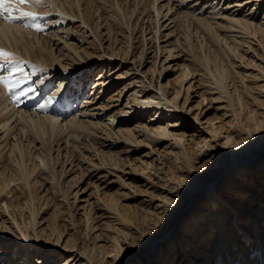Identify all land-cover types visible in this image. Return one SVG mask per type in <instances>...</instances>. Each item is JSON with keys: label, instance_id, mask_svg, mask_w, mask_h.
I'll list each match as a JSON object with an SVG mask.
<instances>
[{"label": "bare ground", "instance_id": "6f19581e", "mask_svg": "<svg viewBox=\"0 0 264 264\" xmlns=\"http://www.w3.org/2000/svg\"><path fill=\"white\" fill-rule=\"evenodd\" d=\"M253 1L257 2L256 6L259 8L261 4L264 5V0H244L241 3H237L239 2L237 1L233 3L232 6L231 0L226 7L221 6L223 0H45V3L41 5H36L34 3H30L27 6L15 5L14 7L19 10L32 11L42 16L44 19H42L40 23L44 25L46 30L43 33H38L30 28L23 27V20L9 23L3 18H0V47L4 48L5 51L14 53L17 59L26 61L24 64V71L28 80H22L21 88L27 90L29 87L39 86L35 93H28L27 96L20 95L18 101L13 100L11 96L7 94V91L0 86V135H2L0 138L6 139V143L10 144L8 148H5L6 144L1 145L4 146V148L0 146V162L5 154L6 156L9 155V152L11 154V167L0 172V195L16 192L17 189L11 191V188L8 192L7 190L11 186L15 187L18 185L20 188H23L24 194L27 192L32 194V187L37 180L36 176L34 177L37 168L44 171L47 170L48 173H50L55 169V163H61L64 167L65 162L69 160L66 159L60 162V151L56 157H52L53 142L65 138L62 144H65L66 156L68 152L77 151L82 145L86 146L84 142L79 141V132L86 136H84L86 141L91 139V137H96V132L89 129L91 126L98 129L101 127V131L106 133V139H111L110 134H115L113 128L118 127V131L121 132L122 127L129 125L130 119H139L144 115H150V118L146 120L148 124L144 126V124L140 125V122H138L135 125L138 129L143 130V141L148 143L147 146L149 143L155 142L157 136H160L163 140L173 137L176 138L177 141H182L184 143V139L181 137L178 138L179 135H175L170 129H177L178 125H184L182 120L185 118V111L184 106L182 107L179 105V99L184 88V82L188 78L193 77V71L190 70L188 65H180L181 73L178 75L177 79L181 84L179 88L174 87V92L171 94L167 88L170 83L164 86V84L160 82L158 86L155 87V85H157L155 84V75L161 78L163 73L167 70L174 72L179 70L178 68H174V65H171V63L165 66L164 62L157 68L158 57L156 56L155 62L147 70L149 72H141L139 69L136 70V76L140 79L139 82L141 84L139 85L140 89H136L134 92L132 91L129 96L130 99L127 104H131L129 106L130 110L127 112L123 110L117 111L115 114L109 115L106 111V106L98 104L95 98L100 96L99 98L102 100L103 94L107 93L109 90L106 89V87L110 81L106 80L109 75H111V71L105 73V70L108 68L107 65L104 66L97 63L91 64L94 62V59L90 57L92 54L86 51L84 45H86V43L89 45L98 44L100 47L99 50L104 53V55H101L98 59L103 61L114 60L105 52L107 48L103 47L105 42L102 43V37L108 36L107 32H103L104 29H107L108 32L111 33L112 24L117 25L118 28L123 29L127 33L129 48L126 49L125 54L129 57L130 49H134L132 33L135 31L134 28L139 24V28L142 29L140 30L142 31L143 37V50L138 57L142 59L144 56V50L149 40H153L157 55L161 54L162 56L165 49L163 48V50H161V38H172L178 27L185 26L188 29L191 28L189 20L185 21V19H191L197 26H210L212 23L208 24V20L222 19L224 22L226 21L231 25H235L233 28L229 29L230 33L225 35V38L227 37L231 41L230 43L238 45L242 40H244L242 41L243 43H250V40L253 38L256 40L257 45L261 44L263 46V53L254 54V59L256 58L259 62L252 59L249 63L250 66L246 67V70L241 69L237 71L234 67H229L231 70V72H229L227 67H220V69H218L219 71L217 70L218 73H216L217 77L214 78L215 86L213 85V87L209 85L210 83L206 85L204 82L205 88L204 91L200 93L201 101H199L198 105L205 103L208 98H211L212 102L221 103L220 106L216 108V110L219 109L221 113V120L220 118L214 120V118L201 122L198 116L191 117L192 120H196L198 125L205 123V126L202 127L199 133H197V129L194 130L189 138L190 142L194 144L197 150V156L204 155L205 150L201 149L202 146L209 148L211 151H214L215 148H219V150H217L218 153H216L217 156H215L210 163L205 162V164H203L206 166L205 171L200 174L197 171L198 169L192 164L191 152L185 147L183 151L182 148V157L187 158L186 161L178 167L179 172L182 174L178 177L176 182L171 183L173 185L168 182L169 185L166 184L168 185L166 188L159 186L161 189L165 190L166 194L154 196L152 202L156 205V210H149L144 213V216L141 217V220L137 223L138 228L144 226L148 227L147 229L153 230L151 232L142 231L139 234L141 241L146 243L142 250H139L143 252V254H147L148 251H150L153 258L157 247L163 242L167 240L168 242H166L168 244L172 243V240L168 239L171 232H173V229L176 227V224H179L181 219H183L181 216L187 206L174 202L175 200H173V198L177 197L178 194L186 193V197L189 198L187 204H191V206L195 207L197 203L196 199L201 200L204 198L206 200L207 196L209 197L210 194L214 201V203H212L213 205L218 203L217 195H219V198L220 196L227 195L231 190H236L238 198L235 196L230 201V207L233 212H235L234 217L242 218L244 216V219L246 217L249 220V224L247 223V225L240 224L239 227H243V231H241V229L239 231L233 229L231 225L233 219L231 215H233V213L227 215L215 209V214H217L216 219H210L208 224H204V227H197L194 230H190L188 234L186 233V229L182 230V232L176 236L179 237V245L175 244L180 248L184 246L190 247L186 255L187 260L184 264H229V258L232 256V259L236 260L235 264H249L254 259H257L256 264H264V250H262L264 249V226L263 228L261 227L264 223V183L261 182V178L256 177L260 172V167L264 169V25L262 23L255 24L253 21L250 22L247 19L242 20L237 18L238 9H234L237 6L242 7ZM191 4H193V6L187 8L188 11H185L184 9L186 6ZM201 6L203 7L200 9ZM218 6L220 7L218 8ZM230 8L234 9L233 12L228 10L233 16L227 17L223 11ZM198 9H200L199 14H196ZM205 11L208 13L207 16H205ZM146 19V23L148 24L146 29L149 31L144 35ZM168 29L172 30L167 34H163V31ZM184 35L189 38V31L184 32ZM180 37L181 36L176 38V45L178 48L180 47V43L178 42ZM109 38H111V36ZM71 39L76 41L70 42ZM109 42V45L115 43ZM119 43L122 44L125 42ZM238 46H234L236 48L234 49L235 53L239 50ZM57 48L59 49L57 50ZM240 49L241 51L243 50L241 46ZM228 50L229 48L227 51ZM56 51H66L72 63H62ZM230 51L231 49L229 52ZM241 51L239 50L238 52ZM165 53H167V58L164 59V61L167 63V61L172 58V49L166 50ZM236 56L234 55V57ZM76 59L80 61L79 66H71V64H78L76 63ZM220 62H222L223 66V61L220 60ZM98 69L102 72L98 74L99 76L96 79H93V71ZM118 69L119 68H117V70ZM214 70L215 69L212 71ZM214 76L215 74L210 77ZM29 77L34 78L35 81L32 79L30 80ZM17 78L22 79L20 77ZM57 79L61 80L62 85L58 84L57 86V84H55L57 87L54 89L45 87L46 85H52L53 81L55 80L56 82ZM66 80L67 82L65 83ZM197 83L199 84V82ZM73 86L75 87L72 93L74 94L78 91L76 98H79L81 93L82 96L87 93L81 108L76 110L75 107L71 105L70 109L72 112L64 116L63 119L58 117L60 114L57 113V111L47 114L46 108H51L50 106L53 105L52 102H48V98L53 97V99H58L61 95L66 96L68 95V93H65L66 89L71 93ZM43 87L45 90H51V96L47 94L41 96L39 92ZM85 87L91 90L89 94L88 89L83 92L82 88ZM191 90H193L191 85H189L187 89L185 88L186 99L184 103L187 102L188 94ZM19 92V88L16 89V93ZM16 93H13V95ZM40 104H46L47 106L41 109L39 107ZM73 109L75 110L73 111ZM67 112L69 111L66 110L64 114ZM163 112L175 116L179 115L183 118H180L179 124L165 119L164 127H162L160 125L161 122H158V120L164 116ZM127 113L129 114L127 115ZM71 114L72 116L70 117ZM105 114H107V117H105ZM186 115L188 116V113H186ZM75 130H78L77 134H70V131ZM146 130H148V132ZM87 137L89 139H87ZM10 139H13L14 142H11ZM163 140L158 144H162ZM23 142L26 143L24 147L21 146ZM130 142H132V140H130ZM210 142H215V145L211 146L213 144ZM76 143H80V145ZM46 144H49V146L45 147ZM88 144H90V142H88ZM114 144L115 142L103 145L107 148L115 146ZM201 144L203 145L201 146ZM138 145L140 146L138 140L133 142V146L131 149H127V152H133L132 148L134 146L139 147ZM183 145L185 146V144ZM86 147L85 151L89 152L88 149L86 150ZM91 148L92 151L89 152L88 157L84 156L82 153L80 154V161L82 159L85 161L84 163H87L92 154L100 156V154L103 153L101 151L97 153L94 147ZM152 152H154V150H152ZM63 155L62 153V156ZM112 155L113 153H109L105 158L111 157ZM65 156L63 158H65ZM111 161H113L112 158ZM259 162L263 164L259 166ZM232 163L234 165L230 166ZM242 163H244V165H242ZM29 164H31V166H29ZM109 164L112 163L110 162ZM70 165L73 167V164ZM113 165L116 166V168L114 167L112 169L120 170L116 161ZM72 167L66 171L70 172L73 169ZM238 168L240 170L246 169L245 173L248 174L246 181L241 179L243 181L240 180L239 182L238 175L236 176L235 174ZM227 171H231L232 173H230L232 176L223 184H225L224 186L227 185V188L230 187L232 189L228 192H225V189L222 192L220 190L217 192L218 194H215V192L211 193L212 189L217 185V179L223 176ZM56 173L58 172L56 171ZM147 173L148 169L143 167V165H139L135 167L133 171H126L124 174L130 175L128 178L134 177V179H143L145 177L143 175ZM252 174L255 175L253 180H251ZM53 175L55 174H52V176ZM201 176L204 178L203 181ZM55 179L56 178H54V180ZM82 179L83 177L80 176L79 180ZM254 180L255 183L253 182ZM260 182V187L263 186V189H260L257 185V183ZM148 183L149 188L156 186L154 182L148 181ZM184 185H186V188L183 187ZM243 191H248L249 193L245 199H243V195H241ZM78 192L79 190L76 191L77 194H79ZM198 194H202V197L197 198ZM31 196L28 199H30ZM67 196L68 195H65L66 199ZM254 198L255 203L250 207L251 201L249 202V200H253ZM31 201H33V197ZM81 201L84 202L85 200ZM27 202H29V200ZM24 204L26 205V202ZM24 204L9 206L7 203H4L2 206L3 213L8 217V220H3L0 226L4 228L5 223L10 222V226L18 231L19 236L16 237L15 241L11 244H4L5 247L1 245L0 262H2L0 264H4L3 261L7 260L15 250H23V256L20 255L22 257L18 260L17 264H50L53 259L58 257L56 256L58 253L62 254L63 251H67L66 247L71 245V239L69 240L70 237L67 238L62 248V245H60L61 247L58 246L63 238V234L61 233V235L55 237L52 236L53 234H48V236H50L48 239L50 240H43L45 244L42 247L38 244L34 246L35 241H41L39 238L40 231L43 232V235H46L52 231L55 233L58 230L61 231V227L58 226L54 219L53 224H50L51 228L49 232H45V228L38 231L40 226V222L38 221L39 211H36L35 208L30 209L28 207L27 209L28 205L24 207L22 206ZM14 207H17L20 213H16L17 210ZM121 217L123 219L120 217L113 218L120 222L123 220L121 223L128 226L133 225V220H131L130 217L128 218L124 215H121ZM135 217H137V214ZM148 219L149 222H147ZM91 220L93 221L94 219H88L86 231L88 230L87 228L91 227V229L94 230L97 227L94 224L92 225ZM136 220H138V218ZM209 227L214 228V231L209 230ZM91 229H89V232ZM6 231L9 230H3L4 233ZM201 235H203L202 241L198 242ZM2 236L5 237V239L8 238L5 235ZM208 239H210V241ZM213 239L215 240L213 241ZM52 240H54V244ZM18 241L22 242L20 249L16 246ZM253 241L256 242V245H253ZM1 243L3 244V241ZM260 243L262 249L259 253L256 249L259 247ZM72 245L75 246L73 243ZM95 246L97 247V245ZM46 247L48 248L47 250H45ZM102 247L104 246L99 245L98 248ZM61 248L63 249L62 251L60 250ZM248 248H251L250 254H247L250 252ZM54 250L57 251L54 252ZM92 250L93 247L85 249L84 251L75 250V254L68 257L62 264H72L75 260L76 262H74V264H112V258H117V254L114 253L113 250L103 248L105 253L103 259L94 261ZM181 251L183 254V251L186 252V249ZM36 252L38 256L35 255ZM243 255H246V257L243 258ZM162 256V260L165 261L169 257V253L166 252ZM46 257H51V259L46 261ZM124 259L125 257L119 259V261L122 262ZM156 259L158 260V258ZM19 261L22 262L19 263ZM124 264L129 263L127 262Z\"/></svg>", "mask_w": 264, "mask_h": 264}, {"label": "rangeland", "instance_id": "374dc122", "mask_svg": "<svg viewBox=\"0 0 264 264\" xmlns=\"http://www.w3.org/2000/svg\"><path fill=\"white\" fill-rule=\"evenodd\" d=\"M242 1L244 0H232L231 6L233 5V3L236 2L241 3ZM230 2L231 0H223V2H221V6L226 7V5L229 4ZM256 3L257 2L253 1L246 5H243L242 7L241 6L235 7L234 9H238L237 11L238 16L236 17L242 20L247 19L250 22L253 21L255 24L262 23L264 25L263 23L264 5L261 4L259 8L256 6ZM191 6H193V4L186 6L184 10L188 11L187 8H190ZM202 7L203 6H201L200 9ZM219 7L220 6H218V8ZM200 9L196 11V14H199ZM234 9L230 8L223 12H225L224 14L227 15V17H232L233 15L230 12H233ZM228 10L231 11L229 12ZM207 15L208 13H206L205 11V16ZM186 20H189L191 28L188 29L185 26L178 27L172 38L169 39L166 37L161 38L160 41V46L162 47L161 50H163V48L165 49L164 53H162V56L161 54L157 55L156 47H154L153 40H149L144 50V56L142 57V59L138 57L140 52L143 50V40H142L143 37L141 31L142 29L139 28L138 23H137L138 24L137 27H135L136 29L134 28L135 25L133 26L135 30L132 33V41H133L132 43L134 49L132 48L130 49L131 51L129 57H127L125 54L126 49L129 48L128 37L126 35L127 33L123 29L118 28L117 25L112 24L111 33H109L107 29H104L103 32H107L108 36H104L105 38L102 37L103 39L102 43L105 42L103 47L107 48L105 52L108 53L109 56L112 57L114 60L103 61L98 59L101 55H104L103 51L101 52L99 50L100 47L98 44L89 45L86 43V45H84V47H86V51L94 55V56L90 55V57L94 59V62L91 64L97 63L104 66L107 65L109 69L107 68L105 70V73L106 72L109 73L111 71L110 72L111 75H109L108 79L106 80V81H110V83L106 87V89L109 90L107 91V93L103 94L102 100L101 98H99L100 96L95 98V100L98 101V104H102L103 106H106V111L108 112L109 115L115 114L117 111L123 110L127 112L130 110L129 106L131 104L130 103L127 104L128 100L130 99L129 96L131 95L132 91L134 92V90L136 89L139 90L140 89L139 85L141 84L139 82L140 79L138 78V76H136L137 74L136 70L139 69L141 70V72H149L147 70L155 62L156 56L158 57L157 68H159V65H161L162 62H164L165 66L166 64L171 63V65H174V68H178L179 70L176 72L167 70L163 73V76L161 78L155 75V81H156L155 84H157L155 85V87H157L160 82H162L164 86H167L170 83V85L167 88L169 89V92L171 94H173L174 92L173 88L174 87L179 88L181 84V82L179 83L177 79L178 75L181 73L180 65H188L190 70L193 71L192 72L193 77L188 78L184 82V88L181 92L179 99V105L182 107L184 106L185 118L179 115L175 116L163 112L164 116H162L161 119L158 120V122H161L160 125L164 127L165 119H168V121L171 122L178 123L180 118L181 119L183 118L182 122H184V125H178L177 129L171 128L170 130L173 131L175 135H179L178 138L181 137L182 139H184V143L182 141L181 142L177 141L176 138L173 137L165 138L163 140L160 138V136H157L156 141L153 143H149V145L147 146L148 143L146 141H143L144 140V137L142 136L143 130L138 129L135 125L136 123L140 122V125L144 124L145 126V124H148L146 120L150 118V115H144L142 118L139 119L137 118L130 119L129 125L122 127L121 132L118 131L119 130L118 127L113 128L115 130V134H110L111 139H106V133H104V131H101L102 130L101 127L98 129L91 126L89 129L91 131L96 132V137L93 138L91 137V139L87 137V139L89 140L86 141L84 139L86 136L81 132L78 133L79 141L84 142L88 148L85 145H82L80 146L79 149H77V151L76 150L73 152L71 151V153L68 152L67 155L65 156L66 148H65V144H62L65 138L53 142L54 145L52 150L53 151L52 157H56V155L60 151L61 153L59 157L60 162H63L66 159L69 160L65 162L64 167L63 165H61V163L60 164L55 163V169H53V171L55 172L52 171L53 173L52 172L48 173L47 170L44 171L41 170L40 168H37L36 169L37 171L35 170V174H34V177L36 176L37 180L32 187V192H33L32 194L29 192L24 194L23 188H20L18 185L15 187L11 186L7 190L8 192L10 191L11 188H12L11 191L17 189L16 192L0 195V223L3 220H8V217L4 215L2 209L4 203H7L9 206H18L26 202V205L24 204L22 206L26 207L28 205L27 209L29 207L30 209L35 208L36 211H39L38 221L40 222L39 223L40 226L38 231H40L42 228H45V232H49L51 228L50 224H53L54 219L56 220L58 226L61 227L60 229L61 231L58 230L56 233L52 231L50 233H47L46 235H43V232L40 231L39 238L41 239V241L39 242L35 241L34 246L38 244L40 245V247H42L45 244V241L43 240H46L50 237L48 236V234H53L52 236L55 237L61 235L62 233L63 238L60 241L58 247H61L60 245H62L63 248L66 243V239L70 237L69 238V240L71 239L70 242L75 244V246H73L72 243L71 245H68L66 247L67 251H63L62 254L58 253L56 255L58 257L53 259L50 264H62L63 262H65V260L68 257L75 254V250L84 251L85 249H90L92 247H93L92 252L95 259L94 261L102 260L103 256H105L103 248L105 249L108 248L113 250V252L117 254L116 259L112 258L113 261L112 264H116V263L124 264L127 262L129 264H153V262L154 264H162V263L184 264L187 260L186 255L189 252L190 247L184 246L180 248L179 246H176V244L179 245L178 243L179 237L176 236L179 235L180 232H182V230L186 229V233L188 234L190 230H194L197 227L199 228L204 227V224L206 223L208 224L210 219L212 220L216 219L217 214H215L214 211L215 209H218L220 212L225 213L227 215H231V213H233V215H231V217L233 218L231 221V225L233 229H236L238 231L241 229V231H243V227H239L240 224L247 225L249 220L246 217L244 219V216L242 218L234 217L235 212H233L232 208L230 207V201L235 196L238 198V193L236 190H231L230 192H228L232 188L230 187L227 188L228 186L227 185L224 186L225 184H223L227 179L230 178V176H232L231 174L232 172L230 171L231 172L230 173L228 172L229 171L228 170L223 176L217 179L218 180L217 185L211 191V193L215 192L216 194L218 191L221 190L222 192L225 189V192L226 191L228 192L227 195L220 196L219 198H218L219 195H217L218 203L212 205L214 201L212 200L209 194V197L207 196L206 200L204 198H202L201 200L196 199L197 203L195 204V207H193L191 206V204H187L189 198L186 197V193L178 194L177 197L173 198V200H175L174 202H176L177 204L181 203L187 206L181 216V218L183 217V219L179 218L181 219V222L179 224H176V227L173 229V232H171L172 236L170 235L168 239V240L171 239L172 243L168 244L167 240H166L167 242L166 241L163 242L159 247H157L156 253L153 258L150 251H148L147 254H143V252H140V250H142L143 246L146 243H143V241H141L139 234L142 231L151 232L153 230L147 229L148 227H144V226L142 228H138L137 223L139 220H141V217L144 216V213L148 212L149 210L151 211L156 210L155 209L156 205L153 204L152 198L154 196H162L166 194L165 190L161 189L159 186H161L162 188H166L169 184L176 182V180H178V177L182 174L179 172L178 167L182 165L183 162H185L187 159L185 157H182L183 155L182 148L183 151L185 147L188 149V151L191 152L192 164L195 166V168L198 169L197 171L200 174L204 173L205 171L206 166H204L203 164H205V162L210 163L213 160V158L217 156L216 153H218L217 150H219V148H215L214 151H211L209 150V148L205 146L203 147L202 146L203 144H201L202 146L201 149L205 150L204 155L197 156V150L195 149L194 144L190 142V138H189L190 135L194 132V130L197 129V133H199V131L202 130V127L205 126V123L201 124L202 126L198 125L196 123V120H192L191 117L198 116L201 122L210 119L212 120L214 118H215L214 120H218L217 118H220L221 120V116H220L221 113L219 109L216 110V108H218L221 103L212 102L211 101L212 99L208 98V100L205 103L198 105L199 101H201L200 93H202L205 88L204 82L206 83V85L210 83L209 85L213 87V85L215 86L214 78L217 77L216 73H218L219 71L218 69H220V67H227V70H229V72H231L229 67L231 68L234 67L235 70L237 71H240L241 69L246 70V67L250 66L249 63L252 59L259 62V60H257L256 58L254 59L255 57L254 54L263 53V46L261 44H259L260 46L257 45L256 40L253 38L252 40H250V43L249 42L243 43L242 41L244 40H242L241 43H239L242 45H239L237 43L239 46L236 45L235 43H230L231 41L227 37L225 38V35L229 34L230 33L229 29L233 28L235 25H231L226 21L224 22L222 21V19L208 20L207 21L208 24L212 23L210 26L207 25L197 26L192 22L191 19L187 18L185 19V21ZM139 22L141 21L139 20ZM146 22L147 19L145 21L144 35L146 32L149 31L148 29H146V26L148 25ZM171 30L172 29L165 30L163 31V34H167ZM186 31H189L190 33L189 38L185 36L186 34L184 35V32ZM176 34L177 37L181 36L178 41L180 43L179 48L176 45V38H177ZM110 36L111 38H109ZM75 41L76 40H72V39L70 40V42H75ZM109 41L115 43H113V45L112 44L109 45L110 44ZM119 42H125V43L121 44ZM234 46L235 47L238 46L240 51H241L240 49L241 46L243 50L241 52H238L239 50H237L236 51L237 54H236L234 50L236 48ZM120 47L121 49L119 50ZM227 47L229 48V50L231 49L230 52L229 50L227 51L228 49ZM58 49L59 48H57V50ZM170 49H172V58H170L171 60H168L167 63H165L164 59L167 58V53L165 52L166 50H170ZM57 55L59 56V60L62 63L65 64L72 63L66 51H62V52L58 51ZM234 55L235 56L237 55L236 56L237 58L234 57ZM220 60L223 61V66ZM224 62L226 66L224 65ZM76 63L78 64H71V66L73 67L79 66L80 61L76 59ZM117 68L119 69L117 70ZM213 69L215 70L212 71ZM101 72L102 71H100L99 69L93 71L92 78L96 79L99 76L98 74ZM214 74H215L214 77H210L213 76ZM53 82L55 84L62 85L60 79H57L56 82L54 80ZM66 82L67 80L65 81V83ZM197 82H199V84ZM189 85L193 87V90L189 91L187 98L188 100L186 103H184L186 99L185 88L187 89ZM74 87L75 86L72 87L71 92L73 91ZM90 91L91 90L88 89V94L90 93ZM86 96L87 93L85 94V96L84 95L82 96L81 93L80 97L84 99ZM186 113H188V116L186 115ZM128 114L129 113H127V115ZM105 117H107V114H105ZM146 131L148 132V130ZM77 132L78 130L70 131V134L74 135L77 134ZM1 136L2 135H0V137ZM130 140H132V142H130ZM137 140L139 141L140 146L139 145H138L139 147L134 146L132 148L133 152L128 153L127 149H131V147L133 146V142ZM162 140L163 143L158 144ZM10 141L14 142L13 139H10ZM88 142H90V144H88ZM112 142H115L114 144L115 146L106 148L104 147L105 145H103ZM214 143L215 142L211 143L213 145L211 144L210 145L214 146L215 145ZM3 144H6L5 148H8L10 146V144L6 143V139L0 138V146ZM76 144L80 145V143H76ZM183 144H185V146ZM25 145L26 143L23 142L21 146L24 147ZM47 146H49V144L45 145V147ZM1 147L4 148V146ZM85 147L86 150L88 149L89 152L92 151L91 147H94L95 150H97V153L101 151L106 154L101 153L100 156H96L95 154H92L89 157L87 163H84L85 162L84 160L81 159L80 161V156H81L80 154L82 153L86 157L89 156V152L85 151ZM152 150H154V152H152ZM62 153L64 154L63 156ZM109 153H113V155L111 157L105 158L106 155ZM64 156L65 158H63ZM10 158H11L10 152L9 155L7 156L6 154L4 155L2 161L0 162V172H3L6 168L11 167ZM111 158L113 159V161H111ZM115 161L118 163V166L120 168L119 171L112 169L114 167L116 168V166L113 165ZM110 162L112 164H109ZM69 163L73 164V167ZM262 164H263L262 162H259V166ZM139 165H143V167L148 169V173L143 175L145 176L143 179L141 178L134 179V177L128 178V176L130 175L124 174L126 171L129 172L133 171L134 168ZM232 165L234 164L232 163L230 166ZM242 165H244V163H242ZM29 166H31V164H29ZM71 167L73 169L70 172H67L66 170L70 169ZM56 171L58 173H56ZM245 171L246 169L240 170L239 168L238 170H236L235 174L236 176L238 175L237 177L239 182L241 179L246 181V177H248V174H246ZM259 171L260 172L259 174H257L256 177L261 178V182L264 183V169L260 167ZM52 174H55L57 176L55 175L52 176ZM80 176L83 177L82 180H79ZM254 176L255 175L252 174L251 180H253ZM53 177L56 179L54 180ZM201 178L203 181L204 178L202 176ZM148 181L154 182L156 186L149 188ZM253 182L255 183V180ZM261 182L257 183V185L259 186L260 189H263V186L260 187ZM183 187L186 188V185H184ZM77 190H79L78 192L79 194L76 193ZM248 194H249L248 191H243L241 195H243V199H245L247 198ZM65 195H68L67 199L65 198ZM30 196L31 198L28 199ZM32 197H33V201H31ZM201 197L202 194H198L197 198H201ZM28 200L29 202H27ZM81 200H85V201L82 202ZM250 201H251L250 207H252V205L255 203V198L253 200H249V202ZM30 202L32 203V205ZM14 208H16L17 210L16 213H20L17 207ZM136 214L137 217H135ZM121 215H124L128 218L130 217V219L133 220V225L128 226L124 223H121L123 222V220H121L120 222L119 220L113 218V217L122 218ZM89 218L94 219L93 221L91 220L92 225L94 224L97 227L94 230L91 229V227L87 228L88 230L86 231L85 229L86 226L88 227ZM137 218L138 220H136ZM147 222H149V219ZM263 226L264 223L262 224L261 227L263 228ZM89 229H91L90 232ZM3 230H9V231H6L4 233ZM209 230L214 231V228L209 227ZM2 235L7 236L8 238L5 239V237H3ZM18 236H19L18 231L14 230V228L10 226V222H6L4 228L0 226V247L1 245L5 247L4 244H11L12 242L15 241L16 237ZM202 238L203 235L199 237L198 242L202 241ZM208 240L210 241V239ZM214 240L215 239H213V241ZM2 241L3 244L1 243ZM52 241L54 244L55 243L54 240ZM255 241H253V245H256ZM17 243L18 244L16 246L18 249H20L22 242L18 241ZM95 245H97V247ZM99 245L104 247L98 248ZM62 248L60 249L61 251L63 250ZM47 249L48 248L46 247L45 250ZM184 249H186V252L183 251L182 254L181 250ZM248 249H250V252L247 254H250L251 248ZM261 249L262 247L260 243L259 247L256 250H258V252L260 253ZM22 251L15 250V252H13L14 255L13 254L10 255L7 260L3 261V263L17 264L18 260L23 256ZM56 251L57 250H54V252ZM166 252L169 253V257L167 258V260L164 261L162 260L163 258L162 255L165 254ZM37 254L38 253L36 252L35 255L38 256ZM123 257H125V259L122 262H120L119 259ZM242 257L244 258L246 257V255H243ZM156 258H158V260ZM232 258L233 256L229 258V264H233V263L235 264L236 260ZM50 259L51 257L47 258L46 261ZM256 260L257 259H254L249 264H256ZM21 262L22 261H19V263ZM74 262H76V260ZM74 262L72 264H74Z\"/></svg>", "mask_w": 264, "mask_h": 264}, {"label": "snow or ice", "instance_id": "6c2138e0", "mask_svg": "<svg viewBox=\"0 0 264 264\" xmlns=\"http://www.w3.org/2000/svg\"><path fill=\"white\" fill-rule=\"evenodd\" d=\"M30 3L41 5L45 3V0H0V18H3L9 23L23 20L26 21L22 25L23 27L30 28L38 33L45 32L46 29L44 25L40 23V21L44 19L42 16L32 11H22L14 7L15 5L27 6ZM25 63L26 61L17 59L14 53L5 51L4 48L0 47V86H2L7 91V94L16 101L20 99V95L27 96L28 93L36 92L34 87H29L27 90L21 88L22 80H28V77L24 71ZM17 77L22 79H18ZM45 87H51L54 89L56 85L53 82L52 85H46ZM18 88H20V92L16 93V89ZM13 93L16 94L13 95ZM52 101L53 97H49L48 102L51 103ZM46 106V104L39 105L41 109L45 108Z\"/></svg>", "mask_w": 264, "mask_h": 264}]
</instances>
